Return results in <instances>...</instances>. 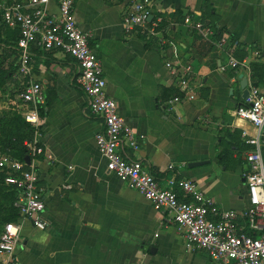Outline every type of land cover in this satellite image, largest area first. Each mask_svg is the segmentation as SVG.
Listing matches in <instances>:
<instances>
[{
	"label": "crops",
	"instance_id": "obj_1",
	"mask_svg": "<svg viewBox=\"0 0 264 264\" xmlns=\"http://www.w3.org/2000/svg\"><path fill=\"white\" fill-rule=\"evenodd\" d=\"M130 2L75 0L78 25L91 34L90 46L101 59L107 94L126 124L144 136L137 152L124 145L123 154L140 159L162 186L173 177L190 178L219 207L243 209V133L255 130L236 108L246 102L241 75L248 87L256 80L264 86V0H151L153 16H163L152 36L125 32L122 16ZM186 15L211 25L213 33L203 36L184 22ZM222 36L227 43L219 47ZM30 56L26 77L17 75L18 56L0 91V113L23 117L29 105L20 98L22 81L31 77L43 85L44 150L36 163L49 224L42 230L21 219L15 264H210L206 252L186 247L177 224L165 223L149 200L107 169L95 141L104 119L90 109L77 60L35 46ZM231 57L241 65L222 70ZM168 60L193 65L198 91L197 99L182 100L173 110L167 101L180 90ZM194 161L206 162L190 167Z\"/></svg>",
	"mask_w": 264,
	"mask_h": 264
},
{
	"label": "built area",
	"instance_id": "obj_2",
	"mask_svg": "<svg viewBox=\"0 0 264 264\" xmlns=\"http://www.w3.org/2000/svg\"><path fill=\"white\" fill-rule=\"evenodd\" d=\"M1 9L4 23L20 32L17 75H31L32 46L43 50L58 49L77 60L78 82L90 109L104 119V129L96 133L95 141L106 159L107 169L149 200L163 214L165 223L177 224L188 249L206 252L210 264H264V86L250 84L245 104L236 108L237 115L251 123L255 130L254 134L243 133L244 142L249 146L244 155L248 165L244 174L248 203L241 210L221 208L193 179L173 177L168 187L162 186L140 159L123 154L124 145L137 152L139 139L144 136L137 135L126 124L117 102L107 94L101 59L90 46L91 34L78 25L75 0H15L2 5ZM162 22L163 16H153L151 0H131L122 16L127 33L140 29L147 35H158ZM184 22L205 37L213 33L211 25L194 20L191 15H186ZM226 43L227 37L222 36L217 46L223 47ZM166 65L180 90L167 101V108L173 110L182 100L197 99L198 91L191 81L193 65L170 60ZM240 65L239 60L231 57L228 65L221 69ZM20 98L29 105L22 114L34 133L32 139L25 141L28 153L24 159L0 153V172L5 173V182L20 191L15 201L18 219L7 222L0 233V264L16 263L21 219L30 220L42 230L49 224L44 217L45 199L36 163V157L44 150L39 141L42 120L39 108L46 102L43 85L31 77L23 80ZM169 168L173 169L174 164Z\"/></svg>",
	"mask_w": 264,
	"mask_h": 264
},
{
	"label": "trees",
	"instance_id": "obj_3",
	"mask_svg": "<svg viewBox=\"0 0 264 264\" xmlns=\"http://www.w3.org/2000/svg\"><path fill=\"white\" fill-rule=\"evenodd\" d=\"M19 29L7 26L3 21V11L0 10V55L11 57L9 67L0 69V88H4L6 83L12 78L17 68V58L19 56L18 39ZM257 67L252 65V76L256 77ZM259 79V78H258ZM260 78L259 80H261ZM260 86L258 80L252 82ZM264 85V84H263ZM242 105V104H241ZM42 105L39 108L40 115L44 112ZM10 114V113H9ZM4 126L0 127V151L19 159H24L28 153L25 141L33 138L34 128L19 114L13 113L8 116ZM249 148H241L243 151ZM19 190L15 185L5 182V173L0 172V233L7 222L15 221L19 212L15 206ZM9 202V206L5 204ZM2 222V223H1Z\"/></svg>",
	"mask_w": 264,
	"mask_h": 264
},
{
	"label": "rangeland",
	"instance_id": "obj_4",
	"mask_svg": "<svg viewBox=\"0 0 264 264\" xmlns=\"http://www.w3.org/2000/svg\"><path fill=\"white\" fill-rule=\"evenodd\" d=\"M13 1H15V0H0V10L2 8V5L6 4V3H11ZM10 60H11V57H9V56L5 57V56L0 55V69L1 70L7 69L9 67ZM1 89H2V87L0 88V91H1ZM9 115L10 114H6V113L2 114V113H0V127L4 126V123H6L7 120L9 119L8 118ZM0 136L1 137L3 136L2 133L0 134ZM0 153H1V151H0ZM244 155H245V150L242 151V154H241L240 157L243 158ZM5 204L7 206H9V202H5Z\"/></svg>",
	"mask_w": 264,
	"mask_h": 264
},
{
	"label": "water",
	"instance_id": "obj_5",
	"mask_svg": "<svg viewBox=\"0 0 264 264\" xmlns=\"http://www.w3.org/2000/svg\"><path fill=\"white\" fill-rule=\"evenodd\" d=\"M150 19H152V16H150ZM241 89H242V98L246 99L249 94V87H248V78L241 75ZM233 94V90L232 93ZM27 160L30 161V157H27ZM206 161H194L190 163V167H195L199 165L205 164Z\"/></svg>",
	"mask_w": 264,
	"mask_h": 264
}]
</instances>
